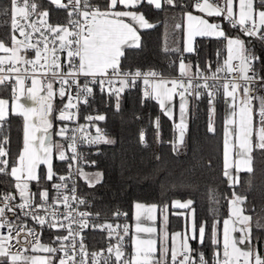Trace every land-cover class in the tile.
Returning a JSON list of instances; mask_svg holds the SVG:
<instances>
[{
  "label": "snow or ice",
  "instance_id": "snow-or-ice-1",
  "mask_svg": "<svg viewBox=\"0 0 264 264\" xmlns=\"http://www.w3.org/2000/svg\"><path fill=\"white\" fill-rule=\"evenodd\" d=\"M49 7L41 8L36 0H9V6L3 10L10 17V45L0 39V85L14 81L12 85L11 103L0 99V130L4 128L3 122L8 116L19 115L23 117V149L19 152L14 163L9 162V151L5 148L8 137L0 138V175L10 176L15 182L14 188L19 196L10 192L0 195V229H7V235H0V264H52L54 258L58 264H99L102 252L89 253L84 243L82 233L88 228L108 230V236L119 237L115 245L106 249L115 264H264V257L259 255L258 249L250 247L253 241V227L264 228V224L257 220L253 225L250 215L244 214L242 205L245 198L235 191L229 199V214L222 221L214 219L211 230H207L206 223L197 224L195 210L191 208L193 201L186 203L179 201L174 207L189 209L192 213L190 232L181 236L176 233L172 237V246L169 249L168 236H165L160 245V257L155 253L156 241L154 239H134V255L125 257L121 242L128 235V225L123 226V235L115 232L111 223H90L89 217L93 214L80 211L79 206L86 201L79 197L77 185L74 182L69 189L67 181L69 175H61L54 169L53 160L68 161V168L72 169L78 159L77 136L87 143H111L104 135L89 137L84 135L85 125L72 129L71 141L67 146L53 143L50 129L53 122L50 118L53 112V99L58 95L61 100L67 99L64 107L55 117L60 121H72L77 117L79 105H89L90 98L94 97L95 85L101 93L115 98V107L120 109V98L125 88L134 86L137 79L143 78L145 85L154 84L151 90L145 89V100L154 99L164 111L172 118L171 101L179 97L180 122L176 125L180 129V143L183 142L184 117L188 105L187 96H194L199 100L205 94L209 97L212 111H215L217 92L215 84L209 85V80H218L220 72L231 75L238 73V79L226 80L221 87L223 95L232 105V113L226 120L224 139V171L223 175L229 182V187L239 183V173H252L253 152H264V97H260L258 109L254 110L253 100L256 97L249 94L250 85L257 80L255 74L249 75L251 63L259 57L244 55L246 53L245 41L239 36L230 37L220 23L209 22L207 17L221 18L231 27L237 28L246 37H255L264 41V4L259 8L254 6V0H238V13L234 11L236 0H47ZM151 6L156 10H164L165 6L171 9H180L184 14L183 25L176 24V29L184 30L183 52L197 54L196 38L224 39L227 42L228 57L223 66L217 67L211 76L205 75L199 64H186L180 59V77L165 80L156 78L159 73L153 70L142 72H125L122 69V58L127 59L126 49H136L140 45L138 29H150L155 25L150 23L144 12L140 9ZM63 19H53V15ZM199 13V14H194ZM125 18L131 21L126 22ZM18 33V35H17ZM38 34V35H37ZM22 37V39L20 38ZM34 51V59L27 57L28 51ZM165 51H179V49H165ZM240 59V65L233 67V53ZM131 55H134L132 53ZM211 71V65L208 66ZM83 77V82L81 78ZM31 81L26 85V80ZM259 79L264 80V77ZM197 80L203 83H196ZM239 81H243L240 83ZM58 84L56 88L54 85ZM116 85H119L118 87ZM170 85V87H169ZM75 88V92H73ZM203 89L204 91H200ZM242 96H238L240 90ZM41 93H44L41 95ZM22 99L32 102L25 105ZM237 100L239 104L237 105ZM238 108V111H237ZM75 109L76 111H73ZM258 117V119H257ZM87 121H103L105 116L97 114L84 117ZM88 126H95L89 124ZM156 127L159 129V119ZM209 130L214 131L209 125ZM69 129L62 125L56 135L67 137ZM37 133H40L37 135ZM231 138V139H230ZM141 140L144 135L141 134ZM175 148V145H174ZM55 149V152H54ZM71 151V155L67 151ZM234 159H230L233 157ZM46 171L41 173V166ZM234 169V172L231 170ZM75 175L83 179L90 187L100 182V175L95 180L89 178L79 167ZM50 182V188L55 189V197L50 201L49 187H41L44 181ZM59 181V182H57ZM35 183L38 193L32 191ZM70 194H66V191ZM37 195L40 202L37 203ZM60 206L63 211H59ZM135 217L138 221L136 232H153L151 227H141L139 221L144 213L154 212L155 206L146 207L144 204H135ZM43 211L45 214L41 215ZM8 213H11L9 217ZM99 215L98 213L96 214ZM116 216L121 215L119 212ZM126 216L127 213H124ZM151 218V217H149ZM33 220L42 229L47 227L59 231H66V235H57L55 240L58 247L44 245L40 242V234L33 227H28L27 220ZM166 220V217H165ZM66 221V223H65ZM75 225V227H74ZM119 228V225L115 226ZM235 233H241L236 237ZM23 236V241L21 240ZM222 236V238H221ZM31 238L32 251L53 254L50 256H23L20 250L13 252L16 245L29 242ZM206 237L213 246L212 259L206 258L201 251L194 257L196 251L190 244L195 241L205 244ZM179 238V243L177 239ZM15 241V244L12 243ZM67 242V243H65ZM239 245H245L242 249ZM24 250H27L26 248ZM170 252V259H169ZM63 253L55 257L54 254ZM77 256L80 258L77 259ZM104 264H110L109 258H104Z\"/></svg>",
  "mask_w": 264,
  "mask_h": 264
},
{
  "label": "trees",
  "instance_id": "trees-1",
  "mask_svg": "<svg viewBox=\"0 0 264 264\" xmlns=\"http://www.w3.org/2000/svg\"><path fill=\"white\" fill-rule=\"evenodd\" d=\"M36 2L41 8L49 7L47 0ZM99 2L102 3L103 0ZM8 6L9 0H0V39L10 44V17L3 12ZM140 10L155 26L139 31V48L126 49L128 58H122L123 71L134 68L153 69L164 76H175L178 73L180 55L185 63L193 66L192 74L195 73L196 64L208 75L211 72L207 67L209 64L212 70L216 64L222 63L226 51L224 39L197 37L198 55L183 53L182 28L167 29L165 22L170 13L182 12L180 9L165 6L164 10H156L145 5ZM52 18L62 20V11L59 17L53 15ZM223 24L226 35L242 36L246 53L259 57L253 62V74L264 77V50L261 44L244 36L238 28L231 27L227 22ZM166 48L179 51H165ZM146 88L148 86L144 89L138 86L125 88L121 94L119 110L115 107L114 97L99 94L95 98V104L105 116L100 126L111 143L98 142L91 156L93 164L87 169L99 171L100 182L92 187L84 180L80 183V192L90 203L94 219L101 224L108 222L113 226L130 224L135 202L155 204L159 212L167 211L166 228L170 235L172 231L182 229L185 222L182 209L174 207L173 202L191 200L198 225L206 223L207 230H211L214 219H218L222 230V221L228 215V201L235 191L245 198L242 207L252 217L253 225L257 220L264 224V152L258 149L253 152L254 171L239 173V183L234 187H229V182L223 175L221 90L215 99L212 120L207 116L209 103L206 94L199 100L190 96L184 141L178 144L176 135L179 130L174 126V121L161 111L154 99H144ZM11 96V87L0 85V97ZM157 118L159 129L156 127ZM54 121L57 122L56 118ZM3 124L0 138L8 137L9 142L5 148L9 151L8 159L11 164L15 162L22 147L23 120L19 115L10 114ZM210 124L214 131L209 130ZM141 129H145L143 141ZM53 164L55 171L62 174L63 161L55 159ZM40 171L43 173L42 168ZM14 183L10 176L0 175V192L16 193ZM49 186L50 182L45 180L41 187ZM32 191H39L35 183ZM117 212L121 215L116 216ZM107 233V229L88 230L85 236L88 247H104L108 240ZM252 235V247L257 248L264 257V228L253 227ZM51 238L52 234L45 231V241ZM190 244L196 250L194 257L202 251L206 258L212 259L213 246L207 237L204 245L195 241H190Z\"/></svg>",
  "mask_w": 264,
  "mask_h": 264
},
{
  "label": "built area",
  "instance_id": "built-area-1",
  "mask_svg": "<svg viewBox=\"0 0 264 264\" xmlns=\"http://www.w3.org/2000/svg\"><path fill=\"white\" fill-rule=\"evenodd\" d=\"M237 28L239 29V27H237ZM253 38L258 43L261 44V46H262V48L264 50V41H261L260 39L255 38V37H253ZM27 57L30 58V59H34V51H31V50L28 51ZM179 58H182V55H180ZM231 63H232L233 67H236V66L239 65L238 60H232ZM221 66H223V63L216 64L213 67V69L211 70V72L208 74V76H211L212 73L215 71V69L217 67H221ZM251 69L252 70H250V73H251V75H253V62L251 63ZM136 70H140L142 72H147V71L153 70V69L141 70L139 68H134L132 70H127L125 72H128V71L135 72ZM153 71H155V70H153ZM217 75L219 76L218 80H215V81L214 80H209L208 81L209 85H212V84L216 85V88H213L212 91L217 92V96H218L219 91L222 90L221 85L224 82H226V80H232L234 77L238 79V76H239L238 73H234V74L229 75L226 72H220ZM179 77L180 76H178V75H175V76H164V75L160 74V76H158L156 78L149 77V79L150 80H159L160 78H163L165 80H170V79H176V78H179ZM256 77H257V80L250 85V91H249V94L251 96L256 97V99H254L253 102H252L253 105H254V110L258 109V107H259L260 97H264V80L259 79L260 78L259 76H256ZM81 80L83 82V77L81 78ZM26 81H28V80H26ZM13 82L14 81H11L10 83H6L5 85L11 86V84ZM239 82L243 83V81H239ZM196 83H203V81L197 80ZM116 86L118 87L119 85H116ZM135 86H138L139 88L144 89L146 86H149V85H145L143 83V78H139V79H137L135 85L134 86H130V87H135ZM54 87L58 88L59 85L56 84V85H54ZM93 88H94V93H95L94 97L90 98L89 105H83V104L79 105V112H78L77 117L74 118V120H72V121H60V120L56 119L57 122H59L60 126L67 125V127L69 129L67 137H65V138H61L60 137L63 140V144L65 146H67L71 142L68 139V137H70L72 135V131L71 130L77 128L79 125H85L86 126L84 128V135L85 136L95 137V135H98V133L96 132V127H99L100 130H101L99 134L104 135V129L100 126V122L101 121L89 122V121H87L84 118V117H86L88 115H92V116H95L97 114H101L102 115V112L99 110V107L95 104V98L99 94H106V93H101L99 88H97L95 85H93ZM200 91H204V90L200 89ZM73 92H75V88H73ZM206 96H207V94H206ZM207 100L209 101V97L208 96H207ZM60 102H61L60 105L55 110V117L58 115L59 110L64 107L65 103L67 102V99L65 98L64 100H61V98H60ZM73 111H76V110L73 109ZM213 113L214 112L212 111V105L208 104L207 116L210 118V117H212ZM257 119H258V117H257ZM89 124L95 125V126H88ZM141 134L145 135V129H141L140 130V135ZM76 136L78 138L77 139L78 159H77V161L74 164L72 169L68 168V161H63V173L61 175L67 176V175H69V172H71L73 174L72 178L67 181L68 187L70 189L72 187V184L75 182L76 185H77V193L76 194L86 201L85 205H80L79 206V210L80 211H88V212L92 213V211L90 209V203L84 198V196L80 192V183H81L82 179L79 176L75 175V173H76V168L77 167H79L83 171H87V169L93 164L91 156H92V154L94 152L95 146L98 143H93V144L87 143L86 139L81 138V133H79V132L76 133ZM67 154L70 156L71 155V151L68 150ZM57 182H59V181H57ZM49 190H50V201L49 202L51 203V199L55 197L56 193H55V189L50 188V186H49ZM65 191H66V194H70V193L67 192V190H65ZM5 193H7V192H5ZM3 194H4L3 192H0V195H3ZM12 194L16 195L17 202H18L19 201V196L16 193H12ZM36 202L37 203L40 202L39 198H37ZM59 211H61V212L63 211V207L62 206H60ZM40 214L44 215L45 213L43 211H41ZM8 215H9V217H11L12 214L8 213ZM89 221H90V223L101 224L99 221L94 219L93 215L91 217H89ZM27 223H28V227L35 228L37 233L40 234V242L41 243H43L45 241V231H48V232H50L52 234V238L47 241L49 243V246L58 247L59 246V242L55 240V237L57 235H66L67 234L66 231L63 230V229H61L59 231H56V230H53V229H49L47 227H44L42 229L38 224L35 223V221L30 220V219L27 220ZM65 223H66V221H65ZM124 225H128L129 232H128V235L124 236L123 241L121 242V247H122V250L125 253V257L126 258H130L132 256V250H131V236H132V233H133L132 226L130 224H128V223H124V224L120 225L119 228H116L115 227L116 224H114V228H115V232H118L120 235H123V226ZM74 227H75V225H74ZM88 230L93 231V230H96V229L88 228V229L84 230V232L82 233V235L84 237V243H85V245L87 247L88 252L89 253H92V252H102L103 253V256L100 258L99 264H104V258H106V257L109 258L110 264H115L114 257H111L106 249L108 248L109 245H115L117 243L119 237L116 236V235H113L110 238L108 236V233H107V239L108 240H107V243H106V245L104 247H102L100 249H90L88 247V245H87V241H86V238H85L86 232ZM0 235H7V229H0ZM21 240L23 241V236H21ZM12 243L15 244V241H12ZM65 243H67V242H65ZM25 248L27 250H24ZM31 249H32V243H31V238L29 237V242L28 243L22 244V245H16L15 247H13L12 251L16 252L17 250H20L21 254L23 256H28V255H31V254L34 253ZM255 249H257V248H255ZM258 252H259V250H258ZM47 254H49V253H47ZM49 255H53V254H49ZM62 255H63V253L54 254L55 257H59V256H62ZM259 255H261L260 252H259ZM79 258L80 257L77 256V259H79ZM54 259L56 261H58V259H56V258H54ZM88 264H91V256L88 257Z\"/></svg>",
  "mask_w": 264,
  "mask_h": 264
},
{
  "label": "crops",
  "instance_id": "crops-1",
  "mask_svg": "<svg viewBox=\"0 0 264 264\" xmlns=\"http://www.w3.org/2000/svg\"><path fill=\"white\" fill-rule=\"evenodd\" d=\"M261 4H264V0H254V6L259 8V6ZM238 0H236V3L234 4V11L238 13ZM194 14H199V13H194ZM199 15H202V14H199ZM207 19H209V22H213V23H220L221 26L223 27V29L225 30V26H224V22L226 21H223L221 18H215V17H207ZM126 22H129L131 23L130 20H128L127 18H125ZM150 23L154 24V22H151L149 21ZM166 28L167 29H170V28H175V25L176 24H181L183 25L185 23L184 21V14L183 12H172L170 13L167 17H166ZM176 29V28H175ZM140 30H144V29H138V34H139V31ZM140 36V35H139ZM230 37H237V35H228ZM242 40V36H239ZM248 38H251V39H254L253 37H248ZM255 40V39H254ZM10 45V44H9ZM184 47V30L182 28V49ZM225 48H226V51H225V56L222 60V63H224V61L227 59L228 57V52H227V42L225 41ZM185 53V52H183ZM0 55H3V53H0ZM244 55H249L247 53H241L240 56L243 57ZM233 60H238L239 62V65H240V59L237 58V54L234 52L233 53ZM180 63V61H179ZM187 64V63H186ZM179 65V64H178ZM249 75H251L250 71L248 73ZM178 76H180V72H179V66H178V73H177ZM189 75H192V72L189 73ZM158 81V80H157ZM15 82H13L11 84V90H12V85L14 84ZM31 81L30 79L28 81H26V85H30ZM154 87V84H150L148 86V90H151V88ZM170 87V85H169ZM221 101H222V105H223V128H222V160H223V170H224V139H225V125H226V120L229 118V116L231 115L232 113V105L230 104L229 102V99L228 98H225L224 95H223V89L221 90ZM44 93H41V95H43ZM243 94V90L241 89L240 92L238 93V96H242ZM11 98H8V97H0V99H6V100H9L10 103H11ZM187 100H188V105H187V109H186V113H185V117H184V121H185V125L186 127L184 128V132L186 131L187 129V122H188V114H189V107H190V96H187ZM156 101V100H155ZM22 102L25 104V105H28L30 106L32 104L31 101L27 100V99H22ZM53 103V112H52V115H51V119H52V122H53V128L50 129V133L52 134V140H53V136H54V113H55V109L57 108V106L60 105V97L58 95L55 96V98L53 99L52 101ZM179 104H180V101H179V97L178 96H175L173 97L172 101H171V104H170V107H171V111H172V119L174 121V126L176 127V125L180 122V112H179ZM239 104V100H237V105ZM159 105V104H158ZM160 107V105H159ZM161 109V108H160ZM161 111L164 113V111L161 109ZM237 111H238V108H237ZM167 116V115H166ZM22 117V116H21ZM168 117V116H167ZM212 117H213V114H212ZM212 117H210L209 119L212 120ZM22 120H23V117H22ZM23 129H24V120H23ZM176 129L180 130L178 127H176ZM40 133H37V135H39ZM231 139V138H230ZM23 149V137H22V147L20 149V151ZM230 159H234V156L233 157H230ZM55 160V159H54ZM54 160H53V163H54ZM41 168L43 169V172L46 171V168L45 166H41ZM233 172H234V169H231ZM239 175V174H238ZM17 194V193H16ZM18 195V194H17ZM136 203H141V204H144L146 207H152V206H155V211L152 212V213H144L141 218H140V225L141 227H151L154 229L153 232H140V233H137L136 232V225L138 223V221L136 220V217H135V213H136V209H135V204ZM159 209H158V206L155 205V204H146V203H142V202H135L134 205H133V216H132V222L130 223V225L132 226L133 228V233H132V236H131V250H132V255H134V252H135V249H134V239L139 237L141 239H154L156 241V253H155V256L157 258L160 257V228H159V224H160V217H159ZM228 214H229V206H228ZM244 214L246 215H249L247 213L244 212ZM151 217V218H149ZM228 217V215H227ZM226 217V218H227ZM221 233H222V230H221ZM236 237H239L241 235V233H235L234 234ZM170 235H168V245H169V249H171V243H170ZM222 238V236H221ZM46 243H48L47 241H44ZM43 242V243H44ZM49 244V243H48ZM239 247H241L242 249H244L246 246L245 245H239ZM252 247V245L250 246ZM253 248V247H252ZM255 249V248H253ZM158 254V255H157ZM28 256H36V257H40V256H47L46 254L44 253H40L39 251L37 252H34L33 254L31 255H28ZM169 259H170V252H169ZM57 261L55 259H53L52 261V264H56Z\"/></svg>",
  "mask_w": 264,
  "mask_h": 264
},
{
  "label": "rangeland",
  "instance_id": "rangeland-1",
  "mask_svg": "<svg viewBox=\"0 0 264 264\" xmlns=\"http://www.w3.org/2000/svg\"><path fill=\"white\" fill-rule=\"evenodd\" d=\"M18 35V33H17ZM22 39V37H20ZM180 72V71H179ZM54 136H53V143H60V144H63V140L60 138V136L56 135V133L59 131V128L61 127L59 122H55V125H54ZM54 152H55V149H54ZM85 173L88 174L89 178L95 180L96 178V175L99 174L100 175V172L99 171H84ZM101 177V175H100ZM83 180V179H82ZM181 202V203H186L187 201L189 200H176L173 202V205L175 202ZM177 208V207H176ZM182 209V214L184 215V218H185V222H184V225H183V228L182 229H178V230H174L171 232L170 234V243H171V246H172V237L174 234L176 233H180L181 236H183V234H185L186 232H190V227H191V222H192V213L190 212L189 209H183V208H180ZM159 217H160V224H159V228H160V245H161V242L163 241V238L165 236V232L167 233V236H168V231H167V228H166V220H165V217H167V211L166 210H161L160 214H159ZM105 223H108V222H105ZM177 243H179V238L177 239ZM44 245H49L48 243L44 242L42 243ZM43 253V252H42ZM46 254L47 256H50L49 254L47 253H44ZM58 264V261L57 263Z\"/></svg>",
  "mask_w": 264,
  "mask_h": 264
},
{
  "label": "water",
  "instance_id": "water-1",
  "mask_svg": "<svg viewBox=\"0 0 264 264\" xmlns=\"http://www.w3.org/2000/svg\"><path fill=\"white\" fill-rule=\"evenodd\" d=\"M185 133V132H184ZM185 135V134H184ZM184 135H183V141H184ZM96 136V135H95ZM176 142L178 143V144H182V143H180V130L177 132V135H176Z\"/></svg>",
  "mask_w": 264,
  "mask_h": 264
}]
</instances>
